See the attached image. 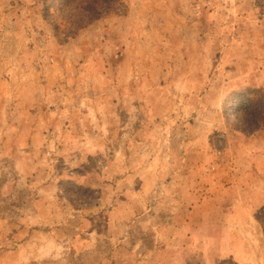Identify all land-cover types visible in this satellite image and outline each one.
Returning a JSON list of instances; mask_svg holds the SVG:
<instances>
[{"label":"rangeland","instance_id":"1","mask_svg":"<svg viewBox=\"0 0 264 264\" xmlns=\"http://www.w3.org/2000/svg\"><path fill=\"white\" fill-rule=\"evenodd\" d=\"M95 1L0 0V264H264V0Z\"/></svg>","mask_w":264,"mask_h":264},{"label":"trees","instance_id":"2","mask_svg":"<svg viewBox=\"0 0 264 264\" xmlns=\"http://www.w3.org/2000/svg\"><path fill=\"white\" fill-rule=\"evenodd\" d=\"M63 1V5L66 6V4H68L71 0H60V2H58V4L60 5ZM88 3V8L85 10H87V13H93L92 16H88L86 15V20H82V22H80V25L77 26V29L80 28L81 26H83V24H85L86 22H90L93 19H96L98 17L101 16V13H99L97 10H95V4L96 1L95 0H86ZM52 7V4H48L47 8L45 7V10H50V8ZM65 10V9H64ZM83 17L85 16V14L82 15ZM82 18V19H85ZM53 28L57 29L58 26L57 24L53 21L52 22ZM66 35V34H65ZM261 89L258 88H246L244 90H240L237 91L235 93V96L237 98H235V107L233 108L234 111H239L238 109L241 108V111H248L249 114L251 115V117L253 118L252 120H247L244 126H243V130L245 128L248 127V129H250L251 131H254L255 129H258L261 125V123L264 122V100H263V95H258L257 96V92L260 91ZM259 119H257V117H259Z\"/></svg>","mask_w":264,"mask_h":264},{"label":"crops","instance_id":"3","mask_svg":"<svg viewBox=\"0 0 264 264\" xmlns=\"http://www.w3.org/2000/svg\"><path fill=\"white\" fill-rule=\"evenodd\" d=\"M189 201H191V200H189ZM191 206V205H190Z\"/></svg>","mask_w":264,"mask_h":264}]
</instances>
